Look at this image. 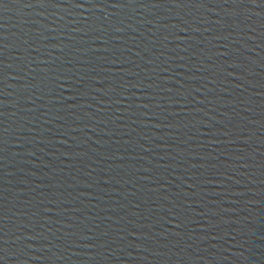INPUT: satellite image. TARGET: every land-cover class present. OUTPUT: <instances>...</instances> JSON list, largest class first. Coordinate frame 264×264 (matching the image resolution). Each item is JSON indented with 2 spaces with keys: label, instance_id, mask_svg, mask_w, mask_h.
<instances>
[{
  "label": "water",
  "instance_id": "1",
  "mask_svg": "<svg viewBox=\"0 0 264 264\" xmlns=\"http://www.w3.org/2000/svg\"><path fill=\"white\" fill-rule=\"evenodd\" d=\"M0 264H264V0H0Z\"/></svg>",
  "mask_w": 264,
  "mask_h": 264
}]
</instances>
